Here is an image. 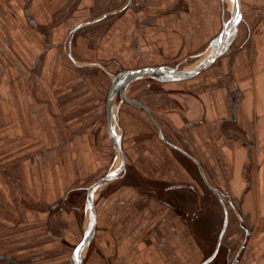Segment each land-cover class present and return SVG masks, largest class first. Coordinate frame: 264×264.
Listing matches in <instances>:
<instances>
[{
  "label": "crops",
  "instance_id": "1",
  "mask_svg": "<svg viewBox=\"0 0 264 264\" xmlns=\"http://www.w3.org/2000/svg\"><path fill=\"white\" fill-rule=\"evenodd\" d=\"M181 1L188 2L0 0V109L4 105L0 117L8 135L24 131L30 119L28 113L32 114L33 109L40 136L42 128L38 122L43 121L44 114L51 123L58 120V107L55 106L59 105L60 91H64L70 101L78 105L73 113L65 116V120L68 121L67 127L73 122L79 126L75 129L68 127V130H74L75 136L84 137L83 143L86 144L83 145L91 148L90 121L98 113L93 114L90 105H101L102 98L92 103L88 93L90 78L85 80V73L95 67L107 75L118 70L117 75L141 67L171 66L163 60H168L171 55L186 57L191 48L201 49L207 45L204 60L233 11L231 0L229 3L227 0H189L193 5L188 13L186 9L176 8ZM240 1L242 18L236 38L220 56L217 84L213 83L216 86L207 88L204 95L205 89H202V96L195 101H183L175 113L167 116L173 125L187 134L184 140L190 145L179 146L181 150L174 148L162 139L158 130L159 138L166 144L164 148L147 150L134 164L137 176L150 182L147 188H150L151 202L140 209L138 190L133 195L128 193L134 185L130 183L109 189L104 195L108 196L103 203L104 217L107 222L114 223L118 238L116 241L94 242L101 257L123 254L122 264H129V261L134 264H171L169 254L166 256L165 252L171 235L167 239L158 234L172 232L170 216L176 210L175 202L181 207L180 200H184L186 208L187 198L199 195L196 186L189 182L195 167L203 183L224 206L226 220L220 234L227 232L230 211H233L231 208L228 211L226 202L230 207L237 202L240 220L247 223V226L242 224L247 234L242 256L232 264H264V0ZM212 78L215 81L216 78ZM112 83L111 79L109 91ZM114 109L117 116V108ZM116 121L113 120V124ZM116 129L120 133L118 124ZM108 133L113 144L110 122ZM162 154L167 157L166 165ZM121 175L94 191V207L99 189L107 185L108 188L112 182L122 179ZM129 194L132 195L129 198H120ZM111 197L115 204L110 201ZM112 206L116 208L108 217L106 213ZM193 211L197 218L199 211ZM98 213L96 222L100 216ZM125 226L140 234L144 229L152 235L151 242L139 239L140 234L134 240L123 237L121 231H125ZM108 228L112 229V225L109 224ZM181 230L187 232L186 227L179 233ZM119 234L123 239L119 240ZM175 239L172 237L174 249L177 248ZM90 243L82 251V264L85 261L83 252ZM221 246L222 242L217 255L206 264L218 260ZM145 248L148 250L146 256L138 254V250ZM129 249L137 251L130 256ZM3 257L12 258L8 254ZM190 257L187 256L185 261L191 260ZM16 259L12 260L18 263ZM191 262L189 264H198L196 260ZM226 264H231L230 258Z\"/></svg>",
  "mask_w": 264,
  "mask_h": 264
},
{
  "label": "rangeland",
  "instance_id": "2",
  "mask_svg": "<svg viewBox=\"0 0 264 264\" xmlns=\"http://www.w3.org/2000/svg\"><path fill=\"white\" fill-rule=\"evenodd\" d=\"M227 2L229 3V0ZM192 5L189 0L181 1L180 4H176V8L186 9L189 13ZM188 53L186 57L171 55L163 62L174 67L192 69L207 55V45L201 49L191 48ZM221 58L219 57L196 78L172 83L149 77L138 79L130 86L127 95L130 99L145 104L153 113L165 136L183 148L184 145H190L184 140L187 134H184L179 126L173 125L167 116L175 113L176 108H179L183 101H195V98L205 94L207 88L217 84L216 74L219 72ZM100 70L95 67L91 69L89 75L84 74L85 80L88 81L90 78L88 93L91 94L92 103L97 98H102L101 105H93L94 103L90 105V111L93 114L98 113L99 116L91 117L89 131L91 148L83 145L86 144L83 143L84 137L75 136L74 130H68V127L75 129L79 126L73 122L67 127L68 121L65 120V116L73 113L78 105L74 104L73 100L70 101V96L64 91H60L59 105L55 106L58 107V120L51 123L44 114L43 121L38 122L42 128L40 136H38L33 109L32 114L28 113L30 119L26 122V126L24 125V131L10 136L0 117V264L19 262L20 264H72V251L81 242L90 225V210L87 207L88 188L121 163V156L109 137V116L106 107L109 85L118 70L108 75ZM212 77L216 78L215 81ZM202 89H205L204 93L201 92ZM115 107L118 112V130L122 136V147L126 155L125 169L121 172L122 175L120 173L122 179L112 182L108 188V185L101 187L96 194V213L100 210L98 213L100 216L96 223V234L83 252L85 260L83 264H122L123 254L109 258H105L104 255L101 257L94 243L96 240L116 241L118 238L117 229L115 231L113 228L114 223L109 220L107 222V217H104L103 203L105 197L108 198L104 195L109 189L112 190L120 184H134L128 193L133 195L137 189L140 197L137 205L140 209L146 208V204L151 202L150 188H147L150 182L137 176L134 164L138 157L142 159L147 150L159 151L166 145L159 138L158 128L145 110L121 100L120 97L116 99ZM3 108L4 105L1 106L0 116ZM51 125L55 128L53 129ZM161 157L166 165V155L162 154ZM192 172L189 182L196 186L198 191L196 193L199 195L189 196L185 202L186 208L184 200H180L181 207L175 202L176 210L171 211L170 216L172 232L158 234L159 237H167V239L171 235L165 251L166 256L169 254L171 264H178L180 261L179 264H189L193 260L199 264L211 256L216 250L226 220L223 204L203 183L195 167ZM130 194L120 198H129ZM113 200L114 198L111 197L110 201L115 204ZM226 205L228 211L231 209L233 211H230L227 232L222 237L218 260L213 264H226L227 258H230L232 264L236 258H241L242 246L247 239V234L242 229V224L247 226V223H242L240 220L238 203L234 202V207H230L229 202H226ZM114 208L116 206H112L111 211L106 213L108 217H111L108 214L113 212ZM187 210L191 211V214ZM193 210L199 211L197 218L194 217ZM192 216L193 221H191ZM109 224L112 225L110 230ZM182 226L186 227L187 232L181 230L179 233V230L183 229ZM124 230L121 231L123 237L132 240L140 234L137 230L129 231L126 226ZM142 232L139 239L145 243L151 242L152 235L146 233L144 229ZM120 236L119 234V240L122 238ZM172 237L176 238L174 241L177 242L176 249L173 248ZM136 251L137 249H129L130 256ZM147 251L146 248L138 250V254L146 256ZM7 254L12 258L3 257ZM187 256H191V260L185 261ZM13 258H17L18 263H15ZM129 264L134 262L129 261Z\"/></svg>",
  "mask_w": 264,
  "mask_h": 264
},
{
  "label": "water",
  "instance_id": "3",
  "mask_svg": "<svg viewBox=\"0 0 264 264\" xmlns=\"http://www.w3.org/2000/svg\"><path fill=\"white\" fill-rule=\"evenodd\" d=\"M232 7L233 11L230 16V18L225 21L223 29L221 30L220 34L217 36V38L214 40V42L211 44V51L209 52L208 56L202 60L200 63H198L194 68L192 69H183L179 67L169 66V65H160V66H148V67H141L137 69H130L125 70L123 72H120L117 74L114 79L111 86V89L109 91V97H108V116H109V122H110V128H111V135H112V141L115 146V149L121 156V163L119 166L114 169L112 172H109L105 176L98 179L93 185H91L88 188V197H87V205L91 212V225L88 231L85 233L84 238L81 240V242L76 246L73 257H72V264H82V251L86 245H88L92 239L94 238L95 232H96V210L93 204V195L94 191L99 188L104 183H107L114 179L117 175L121 173V171L125 168V159H124V152L122 148V136L120 133H118L116 129V124H118L117 116L115 113V102L117 99V96L120 95L121 99L123 101L128 102L129 104L136 105L143 110H145L149 116L154 121L155 125L157 126L160 135L162 139L169 144L170 146H173L174 148H177L181 150L179 146L171 142L166 138L164 133L162 132V129L160 125L158 124L156 118L154 117L151 110L142 102L136 99H130L127 96V88L130 86L131 83L134 81L149 77L154 78L160 81H183L190 78L195 77L196 75L200 74L207 68H209L221 55H223L226 51V49L229 47L232 41L236 38L237 29L239 26V23L242 18V7H241V1L236 0L234 3L233 0ZM114 118V119H113ZM115 120L116 124H113V120ZM111 173H115V175H110ZM222 236L223 233L220 236L218 246L215 250V252L206 260H204L201 264H206L210 262L218 253L220 249V245L222 242ZM83 244L82 250L77 252V248Z\"/></svg>",
  "mask_w": 264,
  "mask_h": 264
},
{
  "label": "snow or ice",
  "instance_id": "4",
  "mask_svg": "<svg viewBox=\"0 0 264 264\" xmlns=\"http://www.w3.org/2000/svg\"><path fill=\"white\" fill-rule=\"evenodd\" d=\"M233 2L235 3L236 0H233ZM110 175H115V173H111ZM82 247H83V244H81L78 248H77V252L81 251L82 250Z\"/></svg>",
  "mask_w": 264,
  "mask_h": 264
},
{
  "label": "bare ground",
  "instance_id": "5",
  "mask_svg": "<svg viewBox=\"0 0 264 264\" xmlns=\"http://www.w3.org/2000/svg\"><path fill=\"white\" fill-rule=\"evenodd\" d=\"M210 51H211V48H210ZM210 51H209V52H210Z\"/></svg>",
  "mask_w": 264,
  "mask_h": 264
}]
</instances>
